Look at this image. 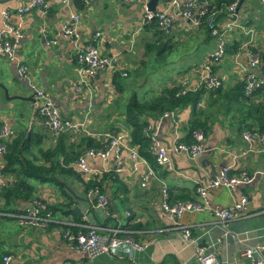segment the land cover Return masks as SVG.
<instances>
[{"label": "crops", "instance_id": "0c3cea01", "mask_svg": "<svg viewBox=\"0 0 264 264\" xmlns=\"http://www.w3.org/2000/svg\"><path fill=\"white\" fill-rule=\"evenodd\" d=\"M27 1L0 0V28L1 12L7 11L9 22L17 25L21 31L15 55L26 67L30 82L54 100L62 118L71 121L85 119L83 129L70 130L69 140H77L79 134L86 133V129L96 136H113L114 132H121L125 135V145L136 150L127 142V128L122 124V115L109 108L114 101L124 97V91L129 90V85L123 81L126 76L116 72L123 87L120 91L111 80L113 73L84 75L86 86L77 95L74 91L78 79L77 63L73 50L61 35L60 25L71 14H78L75 31L79 37V45L90 42L101 54L116 55L122 71H136L140 64L134 63L132 56L139 47L140 39L143 41L153 37L151 29L144 27L147 23L142 21V1L84 0V6L76 8L74 0H70L68 6L62 5L59 0H45L40 11L33 9L17 15L16 9ZM249 1L239 0L237 8V23L248 34L236 29L229 35V39L238 42L235 53L243 68H247L245 48L241 47L243 42H248L247 48L264 51V4L255 0L257 5L252 8ZM164 7L165 2L158 0L155 9ZM260 7L263 8L262 12ZM41 30L46 31L45 36L41 34ZM94 34L97 36L94 37ZM165 37L168 42L189 41L192 48L198 49L200 54L197 60L186 63L153 88L157 90L161 85H169L171 82H178L189 88L198 86L202 63L213 47L212 39H205L197 29L179 19ZM235 53H225L212 67L214 73L222 77L225 87L244 79V70L235 64ZM0 83L6 87L8 95L30 96L29 85L17 75L15 64L7 61L1 54ZM144 83L145 80H142L139 86ZM18 85L27 91L14 89ZM2 94L0 89V124L4 123L10 130L8 138L3 140V143L10 145L9 152L7 150L5 154L14 153L15 148L27 144L20 152L23 157L47 167L54 158H48L44 152L54 146L53 135L33 108L32 101L19 99L21 112H18L11 105V99L5 100ZM263 98L259 95L255 99L260 101ZM189 113L190 108L187 106L174 112L172 117H147L148 130L160 145L170 147L174 137L180 138L184 134ZM241 132L237 130L233 119L219 117L206 132L202 143L203 151L195 160H190L181 152H169L173 171H167L147 160V164L138 163L133 169L127 148H122L118 156L110 154L105 160L85 157L90 172L82 174V181L112 171L117 175L119 184L124 187V191L120 189L116 193L118 183L106 180L104 183L108 184L103 186L104 195L112 201L118 218L111 205H107V215L93 208L83 192L81 182L70 175L54 173L57 182L30 177L28 180L34 186V195L42 198L52 208L50 222L44 228L19 226L11 215L24 208L27 202L13 199L6 203L0 195V257L10 255V264H82L86 261L85 254L68 247L63 231L79 228V222L86 217L89 224L102 232L114 227L135 225L133 238L148 243L145 250L133 252L130 256L123 251L102 254L91 264H191L194 261V243L215 247L219 264H246V260L239 255L240 249L258 243L264 244V175L261 174L264 172V145L244 141ZM85 151L82 150L80 155ZM5 162V157L0 156V167ZM117 163L120 166H116ZM72 165L75 167L74 163ZM225 165L233 166V171H245L253 179L248 184L229 189L208 188V199L212 204L228 206L245 195L246 211L250 215L230 220L223 226L205 210L183 213L177 223L189 229L192 243L182 242L179 231L173 228L172 222L160 206L161 183L167 187L169 203L185 195L186 199L194 198L195 188ZM149 170L151 175H148ZM13 178L14 173H1L0 191ZM112 192L116 193L114 198H111ZM64 195L72 200L67 212L60 206Z\"/></svg>", "mask_w": 264, "mask_h": 264}, {"label": "built area", "instance_id": "2783aa9c", "mask_svg": "<svg viewBox=\"0 0 264 264\" xmlns=\"http://www.w3.org/2000/svg\"><path fill=\"white\" fill-rule=\"evenodd\" d=\"M45 0H28L25 4L16 9L17 15H22L30 10L36 9L40 11L44 7ZM143 4L144 23L151 21L155 22L157 29L163 34H168L174 23L179 19L190 27L196 28L199 24L200 17L203 14L205 6L210 0H163L165 7L162 9H154L148 11L145 7L147 0H141ZM264 4V0H260ZM62 5L68 6L70 0H59ZM237 0H234L229 5L225 6L224 16L219 23L213 20L208 21L210 28L209 36L213 41L212 50L206 55L202 63L200 82L208 88H216L223 85L221 76L211 72L212 67L217 64L225 54V44L229 39L232 30H241L244 34L248 31L243 30V26L237 23ZM9 12H1V28H0V54L9 62L15 64L17 75L26 81L33 91V100L35 109L38 115L42 118L43 124L53 136H57L64 130L83 129L85 119L80 121H71L62 118L57 104L45 92L37 89L35 84L30 82L26 67L21 64L16 55L15 48L17 40L21 37V31L17 25L9 22ZM79 20L78 14H71L69 18L60 25L61 35L67 40L69 47L73 50L75 61L77 63V81L74 85L75 93L81 94L84 84V75H94L98 72H120L121 76H126V72L122 71L120 62L116 55L101 54L96 46L92 43L79 45V37L76 34L75 27ZM43 36L46 35L45 30H41ZM97 35L94 34V37ZM50 43V41H46ZM245 48L244 55L246 57L247 68L237 61L235 53L236 66L244 70V94H250L254 88L264 86V73L259 69V60L257 53L251 52L248 47V42H243ZM162 116H173L172 112L164 113ZM10 130L4 123L0 124V156L5 152L3 140L8 138ZM192 137L195 140L193 144H183L178 141V137H174L173 144L170 147H165L159 144L158 140L151 134L149 150L152 154L155 164L167 171H173L172 161L169 157V152L184 153L190 160H195L203 151V133L194 131ZM241 137L248 143H259L264 145V132L260 133L253 131H242ZM122 148H127L131 161V167L134 169L138 163L147 164V161L138 155L136 150L130 149L125 145L124 133H117L110 137L106 147L103 150L88 149L84 154L78 157L74 166L83 174L90 172L87 166L85 157H97L105 160L110 154L118 156ZM136 148V147H134ZM116 166H120L117 163ZM233 166L225 165L220 170L208 178L206 182L198 185L195 188V197L192 200L179 201L169 204L167 200V187L164 183L160 185V206L173 224V228L178 230L182 242L192 243L190 232L187 227L178 225L179 217L186 212L205 210L214 216L221 225L226 222L247 217L250 214L246 211L247 197L241 195L236 201L228 206H220L210 203L207 196L208 188L224 187L231 188L236 185L248 184L253 179L245 171H233ZM1 169V167H0ZM152 172L149 170L148 175ZM260 174V173H259ZM264 175V172L261 173ZM1 177V170H0ZM86 197L94 202L91 206L101 210L103 215L109 214L107 211L106 196L99 192L98 188L89 189L85 193ZM45 204L37 198H33L30 203L17 213L12 214L15 222L22 227L44 228L50 221L47 212H44ZM83 222L79 223L80 230L75 233L65 231V238L68 247L76 252H83L86 256V261L82 264H91V262L102 254H112L118 251L125 252L130 256L133 252L143 251L147 248L148 243L136 240L133 238L132 231L123 228H110L107 232L100 231L96 226L89 224L88 219L83 217ZM239 255L246 260V264H264V244L258 243L255 245L244 246L240 249ZM192 257L198 264H219L217 250L211 245H200L194 243L192 245ZM10 255H4L1 258L0 264H10Z\"/></svg>", "mask_w": 264, "mask_h": 264}, {"label": "trees", "instance_id": "16d2710c", "mask_svg": "<svg viewBox=\"0 0 264 264\" xmlns=\"http://www.w3.org/2000/svg\"><path fill=\"white\" fill-rule=\"evenodd\" d=\"M233 1L234 0H210L208 5L205 6L199 24L195 29L203 34L205 39L210 38L208 21L213 20L216 24L219 23L220 19L224 16L225 6ZM73 3L76 8H82L84 6V0H74ZM237 3L239 4V0H237ZM146 26L151 29L152 36H154L155 39L152 42L144 43L145 48L149 49L152 47L153 43L158 44V46H162L166 42L168 43L167 40H163L167 39L165 36L168 34H163L159 31L155 22L151 21L145 24L144 27ZM237 43V41L229 39L225 44V53L233 55L237 50ZM248 49L253 53H257L259 60L258 72L261 71L264 73V51L259 52L255 48ZM211 72L214 73L213 68ZM129 74L130 72H127L126 77H129ZM119 78L118 73L114 72L111 80L115 87L122 91L123 87L121 85V79ZM137 86L139 87L138 90L135 88L134 91L129 93L130 95L128 94L129 96L114 101L109 108L113 112L115 111L122 115V124L127 128L126 138L128 144L131 145V147H136L138 155L149 163L155 164L154 158L149 150L152 132L148 130L147 117L155 119L162 116L164 113H174L183 107L188 106L190 108L188 123L184 128V134L180 138L178 137V141L183 144L195 143L192 137L194 131H201L205 137L211 124L219 117L233 119L238 131L250 132L255 130L260 133L264 132V98L260 101L255 99L256 97L258 98L259 95L264 97L263 85L254 88L248 95L244 94V82L241 79L236 80L227 87L220 85L216 88H208L203 82L191 88L184 87L178 82H171L169 85H161L157 90L150 87L144 90L141 88L143 85L139 86L137 84ZM70 133V130H64L57 136H53L54 146L50 150L44 152L48 158H54L47 167H43L23 157L20 152L27 144L15 148L14 153L5 154L7 150L9 152L10 145L4 142L5 152L3 153V157H5L6 162L0 170L2 174L14 173V178L11 183L2 187L0 191V195L6 203L13 199L30 203L33 198H37L45 204L44 212H47L50 217L52 208L48 206L42 198L34 195V186L28 180L30 177L45 182H57L54 179V173L70 175L81 182L84 193L89 189L98 188L100 193L105 194V187L103 186H106L108 184L107 182L119 184L117 175L112 171L100 173L99 176H93L87 181H82L80 177L83 173L72 165V163L81 156L82 150H103L112 135L104 136L101 134L96 136L92 135L86 129V133L79 134L77 140H69ZM114 134L115 132L113 135ZM59 158H61V160L58 161ZM106 180L107 182L104 183ZM116 188V193L120 189L124 191V187L120 184L116 186ZM116 193L112 192L111 198H114ZM192 199L193 198L186 199L185 195L172 203H169L168 197L166 201L169 204H173L175 202ZM71 202L72 200L70 197L64 195V199L60 204L61 207L66 209H63L64 212H67ZM90 202L93 203L94 198L91 199ZM120 202H123V200L120 199ZM124 228L133 232L135 225H125ZM78 230H80V228L74 227L72 231L66 229L63 232L69 231L75 233ZM2 256L4 255H1L0 261Z\"/></svg>", "mask_w": 264, "mask_h": 264}, {"label": "rangeland", "instance_id": "374dc122", "mask_svg": "<svg viewBox=\"0 0 264 264\" xmlns=\"http://www.w3.org/2000/svg\"><path fill=\"white\" fill-rule=\"evenodd\" d=\"M249 2L252 8L257 5L255 0H250ZM260 9L262 12L263 8L260 7ZM243 19L244 18H242V20ZM154 39V36L143 41L140 39L141 42L139 47L132 56L133 62H139L138 64L140 65L137 67L136 71L130 72L129 77L123 78L124 83L129 85V90L123 92L124 97L129 96V93L134 91L135 88L138 90L139 87L137 84H141L142 80H145L144 85L142 84L143 86L141 87L144 90L149 87H157L163 79L172 75L176 70L183 68L186 63L197 60L196 58L200 54L198 49L192 48V43L189 41L179 42L171 40L168 43H164L162 46L153 43L152 47L149 49L144 47V43L152 42ZM14 89L20 90V92L27 91L20 85H18V88L15 87ZM8 91L12 93L11 89H8ZM10 103L18 112H21V101H19V99H11Z\"/></svg>", "mask_w": 264, "mask_h": 264}, {"label": "water", "instance_id": "95a60500", "mask_svg": "<svg viewBox=\"0 0 264 264\" xmlns=\"http://www.w3.org/2000/svg\"><path fill=\"white\" fill-rule=\"evenodd\" d=\"M157 1L158 0H147L146 3H145V7L148 11H152L155 9L156 7V4H157ZM18 83H20L22 85L21 82L18 81ZM24 85V84H23ZM29 91H30V96L28 97H24V96H19V95H8V92H7V89L5 86H3L1 83H0V89L2 90V93H3V98L6 100H10V99H25V100H30L32 101L33 103V108H35V103H34V100H33V91L30 87H28ZM106 202H107V205H111L112 209H113V212L115 213L116 217L118 218V213H117V210L114 208V206L112 205V201L109 199V198H106ZM191 264H198V262L196 260L192 261Z\"/></svg>", "mask_w": 264, "mask_h": 264}]
</instances>
